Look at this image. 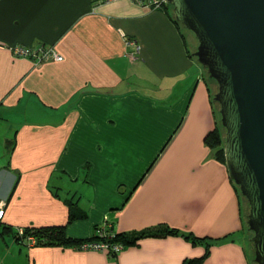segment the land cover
I'll list each match as a JSON object with an SVG mask.
<instances>
[{
	"label": "crops",
	"instance_id": "1",
	"mask_svg": "<svg viewBox=\"0 0 264 264\" xmlns=\"http://www.w3.org/2000/svg\"><path fill=\"white\" fill-rule=\"evenodd\" d=\"M167 8L0 0V264H184L206 254L193 238L212 241L200 264L256 263L243 198L207 145L211 84ZM26 226L178 233L109 253L17 241Z\"/></svg>",
	"mask_w": 264,
	"mask_h": 264
},
{
	"label": "water",
	"instance_id": "2",
	"mask_svg": "<svg viewBox=\"0 0 264 264\" xmlns=\"http://www.w3.org/2000/svg\"><path fill=\"white\" fill-rule=\"evenodd\" d=\"M215 80L230 179L248 205L256 264H264V0H168ZM218 113V112H217Z\"/></svg>",
	"mask_w": 264,
	"mask_h": 264
},
{
	"label": "trees",
	"instance_id": "3",
	"mask_svg": "<svg viewBox=\"0 0 264 264\" xmlns=\"http://www.w3.org/2000/svg\"><path fill=\"white\" fill-rule=\"evenodd\" d=\"M167 7H171L169 4L165 5V9ZM168 9V8H167ZM170 18L175 22V24L182 30V26L179 22H177L173 14L170 12L169 13ZM185 36V35H183ZM186 39V44H188L187 37L185 36ZM193 56V55H192ZM212 79V78H211ZM214 80V79H212ZM215 82V80H214ZM209 91H212L211 87H209ZM213 104H215L213 102ZM217 116V121L215 128L210 131L209 135L207 136V145L211 148L213 151V154L215 156V159L219 160L220 162L226 164L225 162V155H224V128L221 125L220 122V115L219 112H216ZM74 217L72 216V213L69 216V221H71ZM11 228V227H8ZM100 227H96V231ZM22 231V233L20 232ZM107 232L111 230H106ZM167 234H175L178 233L175 229L172 228H167V230H155V231H145L137 234H122V233H115L113 237L105 236L100 238L96 232H95V237L90 238V239H78V238H73L70 237L66 234L65 228L63 226H43V227H35V226H26L22 229L17 230L14 233V236L17 241H24L25 239L28 241V237L33 236L36 239V242L34 245L37 246H73L75 248H78V246L83 242L87 240H93V239H99L106 241L110 244L112 243H120L125 246H132L136 245L138 241L144 237H159V236H165ZM227 237V236H226ZM224 237V238H226ZM223 238V239H224ZM218 241V239H216ZM29 242V241H28ZM193 243H203L205 244L207 250L205 256H202L200 258H194V259H188L185 261L184 264H200L205 257L209 255V247L212 244L211 239L209 238H193Z\"/></svg>",
	"mask_w": 264,
	"mask_h": 264
},
{
	"label": "built area",
	"instance_id": "4",
	"mask_svg": "<svg viewBox=\"0 0 264 264\" xmlns=\"http://www.w3.org/2000/svg\"><path fill=\"white\" fill-rule=\"evenodd\" d=\"M107 2L116 1V0H106ZM134 3H137L143 7H146L150 10L161 9L164 8L165 5L169 4L168 0H130ZM138 49V48H137ZM12 54L15 57H30L32 60L36 62H47L49 60H57L61 61L63 57L52 47V46H39L37 48L24 46V45H14L11 50ZM5 215V207L4 203L0 202V220L4 218ZM107 226L100 227L96 234L102 238L105 236H109L110 238L114 236V233L107 232ZM21 232V230H20ZM22 233V232H21ZM28 241L31 245H34L36 239L33 236L28 237ZM123 248V245L120 243H108L103 240L93 239L83 241L78 249L81 250H101L109 253H117Z\"/></svg>",
	"mask_w": 264,
	"mask_h": 264
},
{
	"label": "rangeland",
	"instance_id": "5",
	"mask_svg": "<svg viewBox=\"0 0 264 264\" xmlns=\"http://www.w3.org/2000/svg\"><path fill=\"white\" fill-rule=\"evenodd\" d=\"M170 12L172 13V7H170ZM182 31L184 33V35L187 37V41H188V46L190 48V52L191 54H194V52L196 51V41H195V38L193 37V35L187 30L185 29L184 27H182ZM195 58V57H194ZM205 70V69H204ZM205 73L207 75V78H209V75L207 73V71L205 70ZM209 80V83L211 84V89H212V95L215 94V82L214 80L212 79H208ZM219 112V106L218 105H215V113ZM243 198V197H242ZM243 205H244V214H245V217H246V214H247V210H248V205H247V202L245 201V199L243 198ZM247 230L248 232H250V230L248 229L247 227ZM250 235L252 237V233L250 232ZM256 264V263H255Z\"/></svg>",
	"mask_w": 264,
	"mask_h": 264
}]
</instances>
